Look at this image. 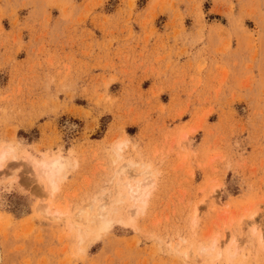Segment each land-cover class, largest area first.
<instances>
[{
    "label": "rangeland",
    "instance_id": "1",
    "mask_svg": "<svg viewBox=\"0 0 264 264\" xmlns=\"http://www.w3.org/2000/svg\"><path fill=\"white\" fill-rule=\"evenodd\" d=\"M2 150L0 264H264V0H0Z\"/></svg>",
    "mask_w": 264,
    "mask_h": 264
},
{
    "label": "bare ground",
    "instance_id": "2",
    "mask_svg": "<svg viewBox=\"0 0 264 264\" xmlns=\"http://www.w3.org/2000/svg\"><path fill=\"white\" fill-rule=\"evenodd\" d=\"M122 149L123 147L121 145H119L117 148L118 151L119 150L121 151ZM10 150L12 151L13 148H11ZM7 154H8L7 151H4V150L0 151V168L3 166V163L5 159L7 158ZM121 157H122L121 154L117 152V158L119 159ZM30 159H31L32 166L36 169L37 177L43 180L46 187L51 193H54L58 189L59 181L66 177L70 167L72 166L69 158L61 156V155H57L50 159H47L46 157L42 160L37 159L34 156H31ZM116 160H114V162H116ZM135 164L136 163L133 162L132 160L127 161L126 164L123 165L122 167V172H125L127 168L129 169L130 167H133ZM145 174H148V175L144 178H141L142 180L138 179V180H135L134 182L127 180L126 182L125 181L122 182L127 187L129 199L132 200V204H131L132 214H136L139 211L140 209L139 204L145 201V197L149 193L148 182L146 181V179L149 178L150 171L147 170ZM118 183H121V182L119 181ZM102 208L100 209L102 211L98 210L99 213L97 214V216L99 217L97 220H99V225L101 229H104L109 223V221L106 220L107 218L105 217V212L103 211ZM47 212H50V211H47ZM52 216L56 217L57 215L55 216V214H53ZM80 237H82V233H80Z\"/></svg>",
    "mask_w": 264,
    "mask_h": 264
}]
</instances>
